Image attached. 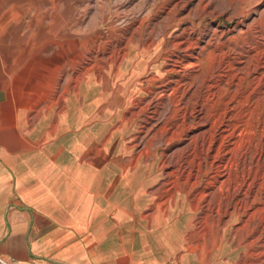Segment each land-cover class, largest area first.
Returning <instances> with one entry per match:
<instances>
[{
    "label": "rangeland",
    "instance_id": "1",
    "mask_svg": "<svg viewBox=\"0 0 264 264\" xmlns=\"http://www.w3.org/2000/svg\"><path fill=\"white\" fill-rule=\"evenodd\" d=\"M263 55L264 0H0V100L221 264H264Z\"/></svg>",
    "mask_w": 264,
    "mask_h": 264
},
{
    "label": "crops",
    "instance_id": "2",
    "mask_svg": "<svg viewBox=\"0 0 264 264\" xmlns=\"http://www.w3.org/2000/svg\"><path fill=\"white\" fill-rule=\"evenodd\" d=\"M14 105L0 100V257L7 264H221L194 245L197 227L160 204L146 180L134 183L122 164L84 159L80 144L83 159H75L74 140L58 143L42 123L28 128Z\"/></svg>",
    "mask_w": 264,
    "mask_h": 264
},
{
    "label": "built area",
    "instance_id": "3",
    "mask_svg": "<svg viewBox=\"0 0 264 264\" xmlns=\"http://www.w3.org/2000/svg\"><path fill=\"white\" fill-rule=\"evenodd\" d=\"M0 263L7 264L1 257H0ZM150 264H159V263H150Z\"/></svg>",
    "mask_w": 264,
    "mask_h": 264
},
{
    "label": "bare ground",
    "instance_id": "4",
    "mask_svg": "<svg viewBox=\"0 0 264 264\" xmlns=\"http://www.w3.org/2000/svg\"><path fill=\"white\" fill-rule=\"evenodd\" d=\"M261 54V53H260ZM264 56V55H263ZM258 62V61H257Z\"/></svg>",
    "mask_w": 264,
    "mask_h": 264
}]
</instances>
